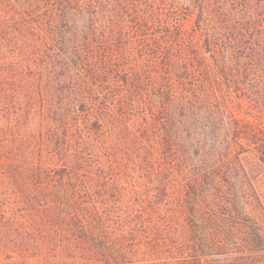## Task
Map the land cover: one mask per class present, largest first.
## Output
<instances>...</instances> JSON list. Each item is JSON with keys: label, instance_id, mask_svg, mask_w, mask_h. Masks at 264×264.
Wrapping results in <instances>:
<instances>
[{"label": "trees", "instance_id": "trees-1", "mask_svg": "<svg viewBox=\"0 0 264 264\" xmlns=\"http://www.w3.org/2000/svg\"><path fill=\"white\" fill-rule=\"evenodd\" d=\"M18 1L32 12L42 10L36 28L41 32L28 36L27 21L18 37L5 31L0 40L6 38L10 49L17 43L24 61L37 55L40 70L34 82L43 83L48 93L38 94L40 98L29 94L31 86L25 85L31 83L25 76L33 71L11 70L8 62L0 65V264H32L33 257H39L38 264H57L50 259L58 256L74 258L76 264H172L168 261L174 251L186 262L188 248L196 241L200 245L207 234L217 236V220L240 219L238 211L245 210L264 221L255 176L250 171L238 172L239 178L232 174L237 161L242 162L241 154L256 150L264 155L263 131L236 116L231 98L234 93L254 94L251 100L264 107V0H197L201 20L193 32H199L198 38L178 24L179 18H163L167 13L155 7V0ZM8 3L0 0V28L10 20ZM67 12L86 21L81 45L87 54L75 53L76 61L66 66L76 68L69 75L79 93L91 94L88 83L96 84L109 68L115 72L112 94L156 98L153 108L145 106L148 116L141 124L137 118L133 124L140 125L142 138L163 153L171 152L181 181L174 179L167 211L156 206L161 201H153L152 211L140 212L149 220L152 212L164 219L160 224L150 221L148 241L139 240L134 231L125 232L127 224L109 207L106 178L113 176L93 170L86 175L83 147L73 143L75 133L61 119L60 129L50 124L49 119H58L49 95L59 90L55 83L60 74L50 75L40 63L47 42L40 34L47 25L44 15L50 14L53 30ZM88 64L99 71L94 74ZM106 99L116 106L114 100L108 102L110 95ZM118 114L123 118L126 109ZM242 139L259 143L250 149ZM11 179L28 182L14 190ZM165 227L166 238L169 231L174 233L170 247L155 237V232L165 234Z\"/></svg>", "mask_w": 264, "mask_h": 264}, {"label": "rangeland", "instance_id": "rangeland-1", "mask_svg": "<svg viewBox=\"0 0 264 264\" xmlns=\"http://www.w3.org/2000/svg\"><path fill=\"white\" fill-rule=\"evenodd\" d=\"M22 2L9 0V3L5 6L8 11L6 16L10 20L8 24H4L0 28V36L6 31L12 36L18 37L24 32L27 21L26 26L29 27L28 30L30 31L28 36H39L41 31L36 30L38 15L43 12L42 10L32 12V8L26 5L27 3ZM155 2V7H158L160 12L162 10L167 13V16L164 15L163 18H179L177 19L178 24H181L182 28L188 32L196 34L198 38L199 32H193L201 20L199 16L201 10L196 6L197 0H155ZM19 12L20 14H18ZM43 17L47 25L40 36H45L47 42L43 52L38 57L41 60L40 63L45 66V70L49 71L50 75L56 73L58 76L60 74L57 83H55L59 90H56L55 94L49 95V102L52 104L51 110L54 111L58 119L55 117L49 119L51 120L50 124H52L54 130L60 129L58 120L61 119L60 123L70 127V132L75 133L73 143L80 142V148L83 147L85 157L82 160L87 163V168L84 167L86 175L91 176L88 170H93L97 174L105 173L109 177L110 175L113 176L109 180L106 178L109 207L113 209L115 218L119 217L120 221L127 224L125 232L134 231L139 240L148 241L145 236L148 233L146 231H150L148 229L151 225L150 221L153 220V223L154 220H158L160 224L164 219H161L162 214L152 212V218L149 220V218L146 219L149 216L142 215L140 212L152 211V207H155L152 204L153 201L155 204L161 201L156 206L162 207V212L167 211L166 209L170 207L167 203L169 202L171 205L174 197L175 188L173 185L181 181L178 167L175 166L171 152L166 151L163 153L162 149L157 148L147 139L145 140V137L142 138L140 131H138L140 125L133 124L134 118H137L140 123L143 117L148 116L144 108L145 106L153 108L157 103L156 98H152L150 94H112L110 86H113L115 72L109 68L102 70V79L96 81V84L88 83L86 88L89 89L91 94L79 93L78 88L76 89L73 86L74 78L69 75V73L76 72V68L70 70L66 66L76 61L75 53L78 54L77 57H85L87 54V51L81 45L84 43L81 35L86 21L84 17L67 12L64 18H58L56 29L51 30L50 23L52 20H50V14ZM48 29H50V32H46ZM5 39L0 40V65L8 62L11 70L17 68L26 72L33 71L25 76L31 85L25 86H31L29 94H45L44 97H46L48 93L46 86L39 81L34 82L33 76H38L40 70L39 63L34 61L37 55L32 54L31 58L24 61L21 58L20 46L16 43L11 49L10 47L7 48ZM31 52H33V49H31ZM124 56L126 57V55ZM90 60L93 62L91 58ZM88 68L92 69L94 74L99 71V69L94 70V66L91 64H88ZM92 80H95V77ZM33 84L35 85L32 86ZM47 87L49 88L48 85ZM51 88V93H53V87ZM12 94L16 93L12 92ZM108 95L112 98L108 99V102L114 100L116 106L107 104L106 96ZM125 95H127L126 98H124ZM38 97L40 98V95ZM253 97H255L254 94H231L236 116L241 120L257 124L264 135V111L260 112L262 110L260 106L264 107L262 104L257 106L251 100ZM12 99L16 100L17 98ZM22 100H28V96L22 98ZM119 109L121 111L126 109V114H122L123 118L121 119L118 118L120 115L118 114ZM105 119L108 121H105ZM32 124L38 125L36 121ZM191 140L194 144L196 143L195 138ZM82 142H84V145ZM242 142L253 149L254 146H257L259 140H255L256 143H251L246 139H242ZM194 144L191 150L195 149ZM209 144L208 142L206 147ZM261 149L264 150V144ZM262 152L252 150V152L241 154L242 162L237 161V170L233 171L232 174L237 178L236 174L238 172L245 174V171H250L251 175L255 176L253 185L262 194L264 205V161L259 159ZM261 157L264 158V155ZM174 179H176V182ZM26 182L28 181L10 180L13 189L16 186L18 188L22 187ZM159 184L162 185L159 186ZM165 184L166 189L163 186ZM29 189L30 187L27 188L28 191ZM164 190H167L168 194L158 197V194L161 195ZM26 195H28L27 192ZM164 208L165 210H163ZM237 216L241 218L231 219V221L224 218L217 220L213 228L217 236L207 234L200 245L196 241L193 244L194 248H188L187 252L191 256L187 257L186 262L189 261V264H264V221L259 217H253L246 213L245 210H239ZM156 230L159 231L160 228L157 229L156 227ZM165 230V234L162 231L158 234L155 232V237L170 247L174 243V233L169 231L170 234L166 238V227ZM172 247H175V245ZM174 254L175 256L168 261L169 263L186 264V262L181 261L182 254L180 252L176 254L174 251ZM15 257H17V254H14V259ZM38 258L33 257L30 262L38 264ZM50 261L58 262L57 264H76L74 258L66 256L51 257ZM158 261L155 260V262ZM162 261L166 260L162 259ZM5 262L7 261L4 260L2 263Z\"/></svg>", "mask_w": 264, "mask_h": 264}]
</instances>
